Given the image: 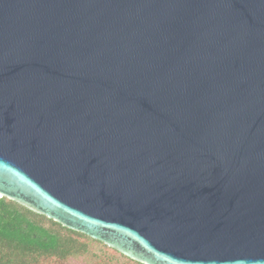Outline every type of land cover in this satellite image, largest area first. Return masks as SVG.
Segmentation results:
<instances>
[{
    "label": "water",
    "instance_id": "obj_1",
    "mask_svg": "<svg viewBox=\"0 0 264 264\" xmlns=\"http://www.w3.org/2000/svg\"><path fill=\"white\" fill-rule=\"evenodd\" d=\"M0 196L145 264H264V0H0Z\"/></svg>",
    "mask_w": 264,
    "mask_h": 264
},
{
    "label": "trees",
    "instance_id": "obj_2",
    "mask_svg": "<svg viewBox=\"0 0 264 264\" xmlns=\"http://www.w3.org/2000/svg\"><path fill=\"white\" fill-rule=\"evenodd\" d=\"M83 255L95 258L96 264H145L99 239L0 196V264H68L71 258Z\"/></svg>",
    "mask_w": 264,
    "mask_h": 264
},
{
    "label": "rangeland",
    "instance_id": "obj_3",
    "mask_svg": "<svg viewBox=\"0 0 264 264\" xmlns=\"http://www.w3.org/2000/svg\"><path fill=\"white\" fill-rule=\"evenodd\" d=\"M98 247V246H96ZM97 251V250H94ZM95 258H89L86 257V255L84 256H80V257H73L69 260L68 264H96V261L94 260ZM92 260V261H91Z\"/></svg>",
    "mask_w": 264,
    "mask_h": 264
}]
</instances>
